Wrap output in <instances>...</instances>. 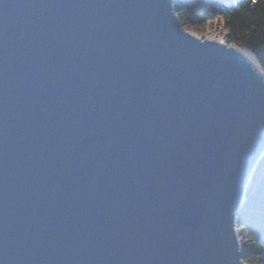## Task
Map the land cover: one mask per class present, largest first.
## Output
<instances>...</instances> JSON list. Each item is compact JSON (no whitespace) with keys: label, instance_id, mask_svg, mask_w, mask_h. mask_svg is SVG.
<instances>
[{"label":"water","instance_id":"obj_1","mask_svg":"<svg viewBox=\"0 0 264 264\" xmlns=\"http://www.w3.org/2000/svg\"><path fill=\"white\" fill-rule=\"evenodd\" d=\"M264 69L174 0H0V264H246Z\"/></svg>","mask_w":264,"mask_h":264},{"label":"trees","instance_id":"obj_2","mask_svg":"<svg viewBox=\"0 0 264 264\" xmlns=\"http://www.w3.org/2000/svg\"><path fill=\"white\" fill-rule=\"evenodd\" d=\"M174 10L187 30L212 21H224L225 41L250 50L264 69V0H174ZM264 155L256 167L247 194L261 177ZM246 264H264V215L242 208L237 216Z\"/></svg>","mask_w":264,"mask_h":264},{"label":"rangeland","instance_id":"obj_3","mask_svg":"<svg viewBox=\"0 0 264 264\" xmlns=\"http://www.w3.org/2000/svg\"><path fill=\"white\" fill-rule=\"evenodd\" d=\"M200 28L218 29L222 39L225 40V37H226V34H227V29L225 27L224 21H222V20L212 21V22H210V23H208V24H206V25H204V26H202ZM238 230H239V226H238Z\"/></svg>","mask_w":264,"mask_h":264},{"label":"bare ground","instance_id":"obj_4","mask_svg":"<svg viewBox=\"0 0 264 264\" xmlns=\"http://www.w3.org/2000/svg\"><path fill=\"white\" fill-rule=\"evenodd\" d=\"M221 32V31H220Z\"/></svg>","mask_w":264,"mask_h":264}]
</instances>
